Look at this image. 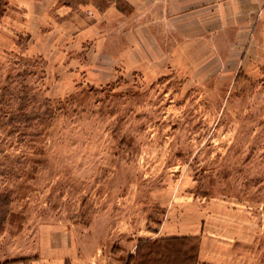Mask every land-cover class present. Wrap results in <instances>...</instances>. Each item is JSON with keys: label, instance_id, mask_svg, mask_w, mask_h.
I'll list each match as a JSON object with an SVG mask.
<instances>
[{"label": "rangeland", "instance_id": "374dc122", "mask_svg": "<svg viewBox=\"0 0 264 264\" xmlns=\"http://www.w3.org/2000/svg\"><path fill=\"white\" fill-rule=\"evenodd\" d=\"M154 20L0 0V264H125L173 236L264 264V59Z\"/></svg>", "mask_w": 264, "mask_h": 264}, {"label": "crops", "instance_id": "0c3cea01", "mask_svg": "<svg viewBox=\"0 0 264 264\" xmlns=\"http://www.w3.org/2000/svg\"><path fill=\"white\" fill-rule=\"evenodd\" d=\"M127 2L131 5L136 4L138 15L151 7L156 19L154 22L164 19L169 25L170 32L181 44L185 41L198 40L200 44L209 46L214 42L212 47L217 51L218 49L223 51L219 52L220 56L239 57L240 63H244V58L247 57L264 59V0H127ZM226 41L229 42L228 45H225ZM159 50L163 51L161 45ZM176 50L177 48L172 47L169 52L165 54L160 52V55L163 53V56H172L176 54L174 53ZM198 263L238 264L234 248L212 249L204 236L200 240Z\"/></svg>", "mask_w": 264, "mask_h": 264}, {"label": "trees", "instance_id": "16d2710c", "mask_svg": "<svg viewBox=\"0 0 264 264\" xmlns=\"http://www.w3.org/2000/svg\"><path fill=\"white\" fill-rule=\"evenodd\" d=\"M2 203L5 208L0 215V232L4 229L11 204L10 193L5 195ZM149 231L158 233V229L150 228ZM199 246L200 239L192 236L140 239L135 253L128 256L125 264H199Z\"/></svg>", "mask_w": 264, "mask_h": 264}]
</instances>
